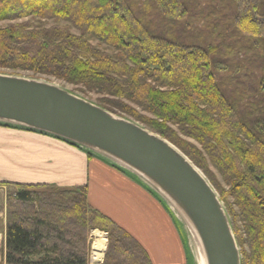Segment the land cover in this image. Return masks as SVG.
Segmentation results:
<instances>
[{"label":"trees","instance_id":"trees-1","mask_svg":"<svg viewBox=\"0 0 264 264\" xmlns=\"http://www.w3.org/2000/svg\"><path fill=\"white\" fill-rule=\"evenodd\" d=\"M216 1L224 0H0V69L96 93L97 104L168 139L219 192L242 264H264V113L242 97L253 82L264 89V0H234L233 25L246 40L235 64L221 45L190 34L191 25L185 36L176 30L185 11L211 17ZM0 186L7 188L0 264H88L93 228L108 232L103 264H154L134 236L89 204L86 185Z\"/></svg>","mask_w":264,"mask_h":264},{"label":"water","instance_id":"water-1","mask_svg":"<svg viewBox=\"0 0 264 264\" xmlns=\"http://www.w3.org/2000/svg\"><path fill=\"white\" fill-rule=\"evenodd\" d=\"M0 124L56 137L121 167L174 213L198 264H242L215 187L176 145L138 121L45 79L0 72Z\"/></svg>","mask_w":264,"mask_h":264},{"label":"crops","instance_id":"crops-1","mask_svg":"<svg viewBox=\"0 0 264 264\" xmlns=\"http://www.w3.org/2000/svg\"><path fill=\"white\" fill-rule=\"evenodd\" d=\"M0 181L86 185L89 204L134 236L154 264H185L189 260L178 219L155 193L107 160L90 158L61 139L0 126ZM0 225V244L5 247L6 216L1 217ZM104 254L99 261L90 257L88 264H102Z\"/></svg>","mask_w":264,"mask_h":264},{"label":"rangeland","instance_id":"rangeland-1","mask_svg":"<svg viewBox=\"0 0 264 264\" xmlns=\"http://www.w3.org/2000/svg\"><path fill=\"white\" fill-rule=\"evenodd\" d=\"M208 4H209V2H207L205 5H208ZM216 4L218 7L213 8V10H211V13L213 14L211 17H209L208 12H205L202 10V12H203V14H202L198 10L196 13V11L194 12V9L190 7L189 11H192L194 13H188L185 11L184 15L181 17V20L177 25L176 30L179 31V34L182 33V35L185 36L186 31L184 33V29L191 25L190 29L187 28V29H189L188 31L190 34L193 35V34L199 32L202 37H206L204 39V43L206 45H208V44L221 45V49L225 55L224 60H226L230 64H235V63H237V61L239 59V55H240L239 45L245 44L246 40L241 38V34L239 33V30L236 29L235 26L233 25L234 15H235L234 0H224L223 2L216 1ZM51 23H52V21H49L47 24H51ZM43 24L46 25V22H43ZM209 24L211 27L204 29V28L208 27ZM204 25H206V26H204ZM228 34H230V36L228 37V39H226L224 41L222 38V35H225V37H224V39H225ZM185 40H186L185 41L186 44H192V42H193L191 40L190 36H187V39H185ZM227 44H228V46H227ZM102 48L111 51L110 48H106L105 46H102ZM242 62H243V60H242ZM0 72L45 79L47 81H50V82L58 84L62 87H65L66 89H68V90H70L76 94H79L85 98H88L89 100H91L93 102H96V100L98 98V95L96 93L82 94L80 91L76 90V87L74 85L69 84L63 80L57 79V78L52 77V76L34 75L32 72H29V71H21V72H18V74H17L15 72L10 71V70H4V69H0ZM259 74L257 75V79H259V77H260ZM253 84L255 86H257V84H255L254 82H253ZM254 85H252V84H250V86L246 85V87L244 88V90L242 92V97H244L243 102L244 103L247 102L248 107L251 109L253 107H257L258 109L262 110V111H258L259 116H261V112L264 113V103H263V101H264V89L259 90L257 88V90H255ZM260 102H262L263 105L260 104ZM263 116H264V114H262V117ZM125 117H127V116H125ZM128 118H130V117H128ZM143 126H145V125H143ZM211 169H213L216 172V170L213 167ZM16 171L18 172V174L20 173L19 170H16ZM202 172L204 173V171H202ZM204 174L206 175V173H204ZM216 175L218 178L217 180L220 182L221 185H222V183H225L223 181L222 177L217 172H216ZM206 177H207V175H206ZM210 182H212V181H210ZM225 187L228 188L227 185H225ZM6 191H7V188H5V187L2 188L0 186V219H1V217L5 216V207L1 205V202L3 200H5V198H6V195H7ZM216 191H217V189H216ZM218 194H219V192H218ZM223 203H224V201H223ZM230 221H231V218H230ZM231 225H232V221H231ZM96 231L106 232L107 234H104V233L103 234L108 239V232L107 231H103V230H100L98 228L91 229L90 253H91V250L93 251V248H92L93 243L96 240V238L98 237ZM184 238H185L184 242H185V245L187 247V251L190 255L189 260L185 264H198L197 263L198 260L196 258L194 247L191 244V241H189L188 237L185 234H184ZM106 245L108 246V240H107ZM3 246L4 245L0 244V261H2L4 259L5 247H3ZM105 252H106V250H105Z\"/></svg>","mask_w":264,"mask_h":264},{"label":"bare ground","instance_id":"bare-ground-1","mask_svg":"<svg viewBox=\"0 0 264 264\" xmlns=\"http://www.w3.org/2000/svg\"><path fill=\"white\" fill-rule=\"evenodd\" d=\"M96 233L98 237L96 238L93 244V258L99 259L102 257L103 251L106 247V237L100 231H96Z\"/></svg>","mask_w":264,"mask_h":264}]
</instances>
